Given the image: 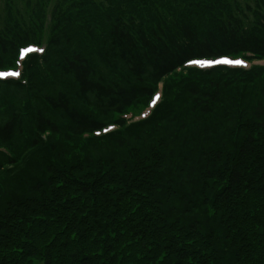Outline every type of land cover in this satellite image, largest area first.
<instances>
[{"label": "trees", "instance_id": "1", "mask_svg": "<svg viewBox=\"0 0 264 264\" xmlns=\"http://www.w3.org/2000/svg\"><path fill=\"white\" fill-rule=\"evenodd\" d=\"M22 3L0 0V68L44 18L49 47L27 113L0 82V264H264V68L186 67L264 60V0Z\"/></svg>", "mask_w": 264, "mask_h": 264}, {"label": "rangeland", "instance_id": "2", "mask_svg": "<svg viewBox=\"0 0 264 264\" xmlns=\"http://www.w3.org/2000/svg\"><path fill=\"white\" fill-rule=\"evenodd\" d=\"M25 3H26V0H23L21 7H19V9H20L19 16L24 14V10L27 7V5ZM112 5L116 7L117 2L116 1L113 2ZM12 13H14V12H12ZM115 13H120V12L118 10H115ZM48 25H49V19L44 18L43 19L44 32L42 30V36H41L39 42L36 43L37 47L35 49H37V51L27 54L23 60H22V58L18 57V54H16V53L14 54V56H13V64L14 65L16 64L17 61L22 60L23 66H22V70L20 73L21 75L24 74V72H25V63L30 56H37L39 58H42L45 55V53L47 52L48 47H49L48 42H47ZM48 36H49V30H48ZM40 50H42V51H40ZM93 50H94V46L92 45L88 49V53L90 55H93L94 54ZM225 59L232 61V63H227V64H217V63H212V62L194 63V64L189 65L188 67L189 68H196V69L201 70V71H208V70H212V69L219 68V67L227 68V69H233V70L234 69L250 70L254 66L264 68V61H262V60L252 59L250 61H247L245 58H243L241 56L232 57V58H225ZM236 61H240L241 63H236ZM10 67L11 66H5L2 69H9ZM46 69L48 71V74L45 77H48L50 75L51 68L49 65H46ZM17 77L18 76L6 78L5 80H0V82L4 83V82H9V81H18L16 79ZM22 87H23V90H22V96H21L19 105H21L20 110L23 111L22 114H25V113H27V111L24 112L25 111L24 108L26 107V110H28L27 106L29 105L27 99H28V97H31V98H33V97L30 93L31 87L27 88L25 83H22ZM36 90H38V92H40V94H47V93H52V92L56 93L55 91L50 90L45 84L37 85ZM156 96H159V99L157 100V102H160L163 98V84L162 83H159L157 85L156 90L153 93V96L149 100H147L146 102H142L135 107L130 108L128 110V112L124 114L125 115L124 119L126 120L125 123H127V124L134 123V122H136L142 118H145L149 114L153 105L155 104V103L153 104V98ZM13 102H14V100L11 99V97L8 94H3V95L0 94V105L2 103H5L8 107V110H10L12 108ZM78 104H80L79 100H78ZM4 118H5L4 110H3V108H0V119L3 120ZM115 119H117V118L114 117V120ZM109 124H112V123H109ZM227 182H228L227 179L222 180L220 182V185H225ZM190 183H191V180H190ZM253 185H254V182L248 187L249 192H248V197L246 198L247 203L244 206H247L248 202H250V201L252 202V199H256V197H257V194L255 192H253V188H252ZM239 214L240 213H238L237 215H239Z\"/></svg>", "mask_w": 264, "mask_h": 264}, {"label": "snow or ice", "instance_id": "3", "mask_svg": "<svg viewBox=\"0 0 264 264\" xmlns=\"http://www.w3.org/2000/svg\"><path fill=\"white\" fill-rule=\"evenodd\" d=\"M37 51V49H34V48H26L23 50V52L21 53V57L23 58V56L27 53H32V52H35ZM42 51V50H40ZM194 63H207V62H194ZM212 63H217V64H227V63H232V61H229L227 59H222V60H217V61H214ZM236 63H241L240 61H236ZM20 73L19 72H7V73H0V76H19ZM159 99V96H156L153 98V104Z\"/></svg>", "mask_w": 264, "mask_h": 264}]
</instances>
